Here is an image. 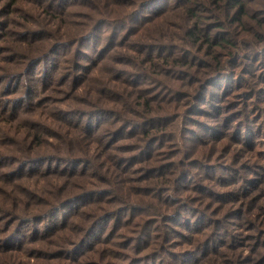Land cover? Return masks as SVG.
I'll return each instance as SVG.
<instances>
[{"label": "rangeland", "instance_id": "374dc122", "mask_svg": "<svg viewBox=\"0 0 264 264\" xmlns=\"http://www.w3.org/2000/svg\"><path fill=\"white\" fill-rule=\"evenodd\" d=\"M140 1L0 0V264H225L227 253L240 254L238 264L264 258V159L247 164L255 150L245 144L264 148V28L257 26L264 0H246L245 21H236L238 8L231 7L219 17L223 26L216 19L222 12L202 0V26L213 37H230L237 49L227 56L215 48L224 69L209 85L198 76L208 69L200 63L205 45L185 37L186 0H149L127 20ZM105 20L112 25L102 26ZM99 21L96 37L57 45L33 70L14 66L27 57L18 46L48 31L75 38L96 31ZM156 53L180 64L156 72L145 60ZM136 93L149 98L151 114ZM152 115L160 117L146 120ZM24 118L49 125L52 135H44L41 148L25 144ZM68 154L76 158L67 161L68 174L36 172L61 167ZM30 156L36 158L28 163ZM163 170L187 173L174 198L157 196ZM81 187L92 193L43 221L10 212ZM167 189L160 192L170 194ZM179 205V217H171L177 212L170 208ZM11 232L14 240L2 245Z\"/></svg>", "mask_w": 264, "mask_h": 264}, {"label": "trees", "instance_id": "16d2710c", "mask_svg": "<svg viewBox=\"0 0 264 264\" xmlns=\"http://www.w3.org/2000/svg\"><path fill=\"white\" fill-rule=\"evenodd\" d=\"M143 1H140L138 3L139 8L135 11L133 9V11L128 15L127 20L130 19L132 16H133L132 18H134V16H136V13L138 11H140V9H143L144 7L148 6L147 3L149 2V0H147V1L143 0ZM209 1H212L215 5V6L211 7L212 10L216 9V10H220L222 12V13H220L218 11L219 16L216 17L217 22H219V25L223 26V24H224L223 22L219 21V17H221L222 14L224 16H228L231 13V9H230L231 7L238 8L237 12L234 13V19H236V21H241V20L245 21V20H248V18H249V17L244 18V16L247 15L246 9H245L246 0H209ZM16 2H17V0H14V4H16ZM115 2H118V1H115ZM115 2L111 3L109 10L115 9V7H114ZM202 3H203L202 0H186L184 2L183 9L191 19L190 20L191 27L185 32V37H187V39H186L187 41L188 40H195L197 42L199 41L200 43L203 42V45H205L204 58H203L204 60L200 63L202 64V66H206L208 69H205L203 71V75H198V76L200 78L199 84L204 82L205 84L209 85L210 84L209 81H211V79L213 78L212 76H214L218 72H222V70L224 69V67L222 66L223 61L221 60L220 55H219L217 49H215V48L218 47V49H220V50H225L227 56L229 54L234 55L237 52V49H235V43L230 39V37H228L226 35L223 38L213 37L210 35V33L208 32L206 27L202 26V24L205 25L203 15H201L199 13L200 6ZM256 18H257L256 15H254L252 17V19H256ZM100 22L101 21H99L95 25V26H97L96 31H95V29H92V27H91V28L85 30L83 33H81L80 35H78L75 38H71L72 35L69 36L70 37L69 39H66V38L61 39L59 37H56V35L53 32L50 33L47 30L48 32L45 33L44 38L42 40H38L36 42L28 41L27 46H24V47L18 46L22 50L20 55H26L27 57H25L24 60L20 61L19 64H18V62H19L18 61L16 64H14V66L18 67V66L24 65V68H26V66H27V67H29V70H33L35 68L34 66H35L36 61L38 60L39 63L42 62L44 60L45 56H48L49 53L51 55V52L53 51V49L57 45H60V46L67 45L69 47H73V46H77V43L84 38H87L90 36H91V38L96 37V33L98 32V30H100V25H99ZM104 23L105 24H103L102 26H105V27L112 25L111 21L105 20ZM257 26L258 27L263 26L262 28H264V19H259L257 21ZM70 34L71 33H66V35H70ZM257 34H258L257 36L259 37V40H261V36H260L261 34L259 32ZM262 36H264V35H262ZM30 39H32V37H30ZM157 40H159V39H157ZM141 43L144 45V42L141 41ZM153 44L155 45L157 43L155 42ZM60 46H58L57 48H59ZM230 47L234 48V50H232ZM26 49H29V50L26 51ZM153 49H156V48L154 47ZM158 53H156L157 55H155V56L151 55V54L150 55L147 54L145 56L146 63H149L150 66H153L155 68L156 72H158V69L162 66V64H169V65H179L180 64V61H178V59L176 57H173V55L167 56V55H162V54H158ZM170 57L172 58V61H173L172 64L169 62ZM189 63H190V61L187 60L185 64H189ZM193 65L196 66L197 64L193 63ZM145 75H146L145 73H141L140 76L139 75L138 76H139V78H141V76L144 77ZM157 82L158 81L155 79L153 81V84L155 85ZM163 84L171 85L170 82L166 83V82L162 81V85ZM140 91L143 93L145 92L144 89H142ZM135 96H138V98L142 102V103H138V104H140L139 106H143V108H146L145 112L148 114H151L153 112V110H152L153 105H151L149 98H144V95L142 93H139V94L136 93ZM158 111H155V112H158ZM156 117H160V116L152 115V117H147L146 120H154ZM237 118H239V117H237ZM22 124L29 128V131L26 135H30V140L25 144H27L30 147L31 151H33L34 148H36V147L41 148V146H44V144H45L44 135H46V136L52 135V133H50V131H49L50 130L49 125H43V124L41 125L38 122H36L32 119H29V118L22 119ZM158 125H156V126H158ZM82 127H85L87 130L90 129L91 131H94V129L92 128L91 125H88V128H87L86 123H84L82 125ZM88 132L92 135V133L89 130H88ZM144 134L146 135V137H149L151 135V130L146 129L144 131ZM237 138L240 141L239 132H237ZM20 140H22V138H20ZM25 141H26V138L24 137V142ZM245 141H243V142L245 143ZM245 144L251 146V149L253 151L255 150V153L251 156V158L246 159L247 164H250V163L253 164L254 163V165H255V162L252 161L253 159H255L257 161L264 159V148H261V147L255 148L254 146L252 147L251 140H247V143H245ZM35 150L37 153H40L39 150L38 151H37V149H35ZM68 150H70V149H68ZM42 153L43 152H41L40 154H42ZM51 156L48 155V156H42L39 158H48L45 160H49V158ZM66 156H67L66 158L61 157V159H65L64 160L65 163L61 167H58L55 170H51L50 168L47 167V168L42 169L40 171L37 170L36 172H38L39 175L47 174V175L54 176L55 178L65 174V173L68 174L67 173L68 166L66 167L67 161L75 164L74 159H76V158L73 159V156H71L69 154ZM35 158L36 157H32V156L28 157V159H27L28 163L31 162L32 160H34ZM77 160H79V158H77ZM28 163H26V164H28ZM34 165H37V162H34ZM166 172H168V171L163 170L160 173V180L164 181V183L161 185L160 184L156 185L157 190L159 189L157 196L160 198H164V199L167 198L168 196H169V198H174L175 192H178L179 190L183 189L180 185H182V182L186 178L187 173H182L179 177H176V171L173 173H169V172L166 173ZM32 173H35V172H27L25 174V176L30 177V176H32ZM15 180H16V178H15ZM177 182H179V183H177ZM55 183H56V181H55ZM56 186H57V183L55 184L54 187H56ZM69 186L71 187L72 185H69ZM163 186H167V188H168L167 190H168V192H170V194L160 192V189ZM70 187H68V188H70ZM78 190H80V191H71L70 193L68 192L66 194H60L61 196H59L58 198H56L54 195H52L51 192L47 191V195L54 196V198H52L54 200L53 202H51L47 197L41 196V197L33 199L32 201L25 204L23 209H18L19 210L18 213H17V211H15L16 209H14V211H10V212L14 213V216H16V218H18V219L21 216H26L23 218H28L29 220L43 221V220H45V218H49L55 210L61 209L65 206H67L70 202L74 201L76 198L82 197L83 193L90 192V191L92 193V189H86L83 187H81V189H78ZM5 192L7 193V191H5ZM182 195H184V193ZM34 197H37V196H34ZM5 198L8 199L7 196H5ZM119 199L120 198L118 197V200ZM227 199L228 198H223V200H227ZM183 201H184V199L181 202H183ZM125 202L126 201H124L123 203H125ZM126 204L134 205L131 202H126ZM134 206H136V205H134ZM5 208L6 207H3L2 211L7 212ZM12 208H14V206ZM170 209H175L174 211L177 212V214H175L171 217L176 216V219H177L179 217L178 212H180V205L177 207H172ZM148 211L155 214V211L152 208H149ZM0 213H2V212H0ZM156 213L159 216H161V215L163 216V214H164V213L160 214V213H158V211ZM261 214H264V210L262 211ZM262 229H264V226L262 227ZM58 231L52 230V231H49L48 234L54 233V232L58 233ZM12 239L14 240V232H11V235L9 234V235L3 236V239H2L3 244L2 245L8 244V242H10ZM80 239H81V241L84 240V234L81 236ZM231 252H233V251H231ZM235 252H237V251H235ZM261 253L263 254L261 257H264V252H261ZM239 255L240 254H237V253H227L224 256V257H226V259H228V261L225 264H238L239 263ZM48 258H51V257H48ZM54 258L56 259V257H54ZM263 261H264V258L262 260H260L257 264H263ZM248 262H251V261H248ZM7 264H12V262L9 261ZM33 264H37V263H33ZM249 264H251V263H249Z\"/></svg>", "mask_w": 264, "mask_h": 264}]
</instances>
